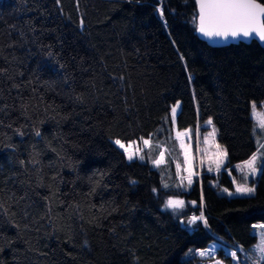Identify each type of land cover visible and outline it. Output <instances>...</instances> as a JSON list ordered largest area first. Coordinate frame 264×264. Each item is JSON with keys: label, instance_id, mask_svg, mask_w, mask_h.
I'll return each mask as SVG.
<instances>
[{"label": "trees", "instance_id": "1", "mask_svg": "<svg viewBox=\"0 0 264 264\" xmlns=\"http://www.w3.org/2000/svg\"><path fill=\"white\" fill-rule=\"evenodd\" d=\"M197 15L196 0H0V264H203L215 239L257 242L264 170L254 195L221 193L225 170L179 192L113 142L176 149L180 102L177 128L211 120L225 168L257 150L264 44L211 45Z\"/></svg>", "mask_w": 264, "mask_h": 264}, {"label": "rangeland", "instance_id": "2", "mask_svg": "<svg viewBox=\"0 0 264 264\" xmlns=\"http://www.w3.org/2000/svg\"><path fill=\"white\" fill-rule=\"evenodd\" d=\"M177 105L178 107H176ZM255 105L257 113H264V100L261 106H258L256 103ZM173 107H176V113L174 116L171 112V118L173 122L172 134L173 138L177 141L176 149H172L171 147L165 145L163 143V140L156 141V139L154 138H143L150 141L148 145H145L142 139L130 142H124L119 139L122 143L125 144L130 152L136 153L132 160H141L139 159V156L144 155L145 158L150 159L152 163L153 160L160 158V153H163L162 163L159 167H165L163 169L164 186L166 184L169 187H175L177 188V190H179V192L191 189L195 181L202 176L203 172L216 174L221 172L222 170H225L229 173L230 177L233 180V188L230 189L227 187H222L221 193H224L228 196L254 195L256 192V183L254 181L262 171L260 170V162L262 154H264V147H260V145L264 144V129L260 127L261 118L253 114V109L251 108V116L254 120L253 132L254 138L257 143V150L253 154L257 155L256 166L258 168V171L255 174H250L248 168L243 164L244 161L236 163L234 165L235 171L225 168L228 158L227 151L225 147H223L217 141L216 128L212 123L211 125H209L205 122L203 126L179 130L176 125V116L180 109V102H178ZM213 129H215L214 133ZM209 133L213 134L209 135ZM115 140L117 139H113V142ZM157 145H159V147H157ZM122 150L124 151V149ZM124 153L128 159V154L125 151ZM249 158L247 160H249ZM152 165L154 166L153 163ZM177 165H179V168H177ZM154 167L159 168L157 166ZM209 168H211V171H209ZM245 177L247 178L245 179ZM189 178L192 181L190 185L188 183ZM238 187L252 188L254 189V191L252 193L241 194L236 191ZM171 198L174 200L183 201L184 205L183 207H178L175 210L171 208L167 209H170L175 213H180L181 211H183L186 205L183 197L180 195H173ZM186 223L189 226L193 224L189 223V221H187ZM260 225H264V222H255L253 224L252 231L257 235V242L249 249H242L240 247L233 246L224 247V244H222L219 239H215L209 244L207 248L199 249L196 251V253L198 254L201 251H207L210 249L213 250L212 257H202L203 264H256L257 253L254 246L261 242V233H264V228L257 227ZM232 252L236 253V257L231 256ZM220 253H222V256L219 255ZM226 258H229V261H226Z\"/></svg>", "mask_w": 264, "mask_h": 264}, {"label": "snow or ice", "instance_id": "3", "mask_svg": "<svg viewBox=\"0 0 264 264\" xmlns=\"http://www.w3.org/2000/svg\"><path fill=\"white\" fill-rule=\"evenodd\" d=\"M198 5V15L194 17V22H197L198 31L208 37H223L227 39L229 36L251 38L253 35L258 37L261 41H264V21L261 20L264 17V4H260L257 0H196ZM178 107V105L176 106ZM176 107H173L171 112L174 116L176 113ZM253 114L260 117V127L264 129V113L256 112V105H252ZM211 125L212 121L206 122ZM215 129H213V133ZM209 133V135L213 134ZM36 136H40L41 133L36 131ZM23 135V133H21ZM143 143L148 145L149 140L143 139ZM114 143L128 154V159L132 160L136 153L130 152L129 149L122 143L119 139L115 140ZM135 143V142H133ZM159 147V145H157ZM260 147H264L261 144ZM226 155V153H225ZM139 159H145L144 155H140ZM163 153H160V158L153 160L154 166L159 167L162 163ZM261 168L264 170V154L261 158ZM243 164L248 168L250 174H255L258 171L257 155L253 154L249 160L243 162ZM239 167V166H238ZM179 168V165H177ZM211 171V168H209ZM247 177H245L246 179ZM189 185L192 183L191 179L188 180ZM168 185L165 184V187ZM154 191H156L154 189ZM238 193H252L254 189L247 187H238L236 189ZM184 202L181 200H174L169 198L165 203L166 208H171L173 210L178 207H183ZM203 221L205 226H207V221L204 219L203 214L198 216L190 217L189 223H195L196 221ZM257 227L264 228V225ZM261 242L254 246L257 257L256 264H264V233H261ZM201 257H212L213 250L201 251L198 253ZM232 257H236V253H231Z\"/></svg>", "mask_w": 264, "mask_h": 264}, {"label": "water", "instance_id": "4", "mask_svg": "<svg viewBox=\"0 0 264 264\" xmlns=\"http://www.w3.org/2000/svg\"><path fill=\"white\" fill-rule=\"evenodd\" d=\"M257 2L260 4H263V3L259 2L258 0H257ZM261 20L264 21V17H262ZM199 34L201 35L202 38L207 40L211 45H215V46H226V45H229L231 43L240 42V41L250 43L253 40H257L261 44H264V41H261L255 35H253L251 38H244L242 36L233 38V37L229 36L227 39H225L223 37H217V36L208 37V36H205L204 34H202L201 32H199Z\"/></svg>", "mask_w": 264, "mask_h": 264}, {"label": "built area", "instance_id": "5", "mask_svg": "<svg viewBox=\"0 0 264 264\" xmlns=\"http://www.w3.org/2000/svg\"><path fill=\"white\" fill-rule=\"evenodd\" d=\"M222 242V244H224L223 246L225 247V246H232V245H230V244H228V243H226V242H224V241H221ZM234 247V246H233Z\"/></svg>", "mask_w": 264, "mask_h": 264}, {"label": "crops", "instance_id": "6", "mask_svg": "<svg viewBox=\"0 0 264 264\" xmlns=\"http://www.w3.org/2000/svg\"><path fill=\"white\" fill-rule=\"evenodd\" d=\"M201 257V256H200Z\"/></svg>", "mask_w": 264, "mask_h": 264}]
</instances>
